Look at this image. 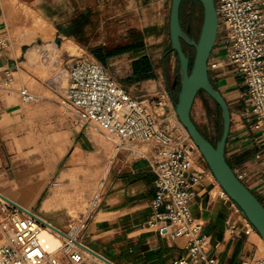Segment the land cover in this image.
Here are the masks:
<instances>
[{"label": "crops", "instance_id": "obj_1", "mask_svg": "<svg viewBox=\"0 0 264 264\" xmlns=\"http://www.w3.org/2000/svg\"><path fill=\"white\" fill-rule=\"evenodd\" d=\"M10 1L0 0V20L4 26H7ZM16 1L29 7L48 22L56 33L60 32L67 38L62 44L70 41L87 49L92 58L105 67L110 61L119 59L128 70L127 86L142 85L149 95H155L154 98L166 92L167 120L171 126H177L173 107L175 99L167 85L163 52L171 0H119L121 9H118L120 3H117L115 17L116 20L121 18V27L125 26L128 31L125 43L120 45L89 44L87 32L92 17L100 16L99 6L93 5L92 0H67L66 13L60 6V0H51V4L47 0ZM65 14L67 19L63 21L61 16ZM125 46L129 48L126 52L114 53L116 48ZM23 50L24 44L21 45L20 55L15 56L0 48V79H5L6 71L12 76L21 71L19 65L24 61L19 60L24 57ZM99 50L104 62L94 56V52ZM214 51L211 53L212 58L223 57L222 51ZM109 52L111 55L107 54ZM142 58H146L151 66V71L144 79L132 76L133 63ZM209 76L214 87L225 98L230 112L226 160L239 180L264 206L263 148L250 127L251 116L244 84L225 68L210 71ZM177 129L176 132L179 131ZM94 148L90 132L81 130L65 157L67 169L78 170L91 159L97 160L99 164V170H94L96 175L92 177L95 180L101 174L98 206L80 235L85 245L114 264H172L183 256L185 239L170 240L146 226L153 213L151 201L155 194V175L149 160L154 156V151L149 146L137 145L136 148L146 152L148 159L122 149L108 161L105 152L97 156L92 151ZM191 156L193 170L200 173V179L193 186L190 212L193 218L203 224V233L210 238L208 256L219 264H243L257 258L264 259V242L258 233L221 189L201 155L192 151ZM228 218L233 223V232L227 229ZM247 228H250L248 233L245 232Z\"/></svg>", "mask_w": 264, "mask_h": 264}, {"label": "built area", "instance_id": "obj_2", "mask_svg": "<svg viewBox=\"0 0 264 264\" xmlns=\"http://www.w3.org/2000/svg\"><path fill=\"white\" fill-rule=\"evenodd\" d=\"M213 2L218 19L213 50L224 55L221 59L210 55L208 70L225 68L241 79L250 110V127L264 156V0ZM2 26L0 20V48L5 50L9 41L2 34ZM46 57L43 54L42 58ZM71 61L65 70L67 85L61 105L76 124L81 128L96 126L110 140L114 154L128 149L147 158L137 145L149 146L154 151L149 160L155 175L153 213L146 226L164 238L185 239V254L172 264H219L208 256L210 238L190 212L193 186L200 179V173L193 170L191 154L198 151L181 124L176 121L177 126L173 127L167 120L168 94L164 92L155 99L133 97L91 56L80 55ZM12 81V74L6 71L5 82ZM17 94L25 104L37 99L24 87ZM98 202L99 194L92 207L96 209ZM226 226L234 231L230 218ZM84 227L82 222L78 230L71 228L65 232L30 209L10 200L0 201V264H114L85 245L80 237ZM44 232L59 239V244L51 247L42 237ZM243 264H264V259Z\"/></svg>", "mask_w": 264, "mask_h": 264}, {"label": "rangeland", "instance_id": "obj_3", "mask_svg": "<svg viewBox=\"0 0 264 264\" xmlns=\"http://www.w3.org/2000/svg\"><path fill=\"white\" fill-rule=\"evenodd\" d=\"M46 2L51 4V0ZM59 3L66 13L67 0H60ZM92 3L99 6L100 16L98 19L92 17L87 32L89 44H124L128 31L125 26L121 27V18L116 20L115 17L116 4L120 3L118 9H121V2L92 0ZM9 4L7 26L3 25L1 29L9 41L5 50L19 56L21 45L24 44V57L19 60L24 63L19 65L21 71L13 74L11 83L0 79V193L36 212L62 231L67 232L74 227L79 229L82 222L86 224L94 214L95 207L92 204L94 197L99 194L101 174L97 175L87 190L82 191L68 174L65 157L74 138L85 129L90 132L94 142V154L98 156L100 152H105L108 161L114 154L110 140L96 126L81 128L61 105V95L67 85L65 68L71 65L74 57L91 54L78 45L72 52L69 51L66 44L72 42L62 44L67 38L60 32L56 33L48 22L38 20V14L33 10L16 0H11ZM187 14H191L190 24L194 29H197L198 24L201 26L202 20L197 24L198 11L192 2L181 7L180 23L185 28L189 27ZM61 18L66 21L67 15ZM163 52L167 85L175 99L178 62L176 54L170 50L168 32L164 37ZM186 52L194 56L192 48H187ZM45 53L47 57L44 59L42 56ZM106 68L120 84L127 87L133 97L155 99V95H149L142 85L127 86L128 70L119 59L110 61ZM22 87L36 94L37 99L29 104L21 102L17 90ZM191 117L199 131L215 144L221 134L220 111L204 92L196 96ZM94 170H99V164L97 160L91 159L76 171L81 179V176ZM54 194L57 196V207L54 211H46L43 201Z\"/></svg>", "mask_w": 264, "mask_h": 264}, {"label": "water", "instance_id": "obj_4", "mask_svg": "<svg viewBox=\"0 0 264 264\" xmlns=\"http://www.w3.org/2000/svg\"><path fill=\"white\" fill-rule=\"evenodd\" d=\"M183 0H171L168 33L170 50L178 61L179 86L174 102L178 122L195 145L215 180L228 198L240 209L249 224L264 242V206L258 198L239 180L229 166L225 156V145L230 130V112L227 102L210 80L208 60L213 51L218 19L213 0H192L201 5L202 22L197 40L189 27L184 30L180 24V7ZM182 42L194 50L190 55L183 50ZM199 92L208 95L219 108L221 134L213 144L197 128L191 117V110Z\"/></svg>", "mask_w": 264, "mask_h": 264}, {"label": "trees", "instance_id": "obj_5", "mask_svg": "<svg viewBox=\"0 0 264 264\" xmlns=\"http://www.w3.org/2000/svg\"><path fill=\"white\" fill-rule=\"evenodd\" d=\"M189 2H192V4L194 5V7L197 8V11H198V19H197V24L200 23V21L202 20V9H201V5L196 2V1H192V0H183L182 3H181V7L184 5L186 6ZM181 7H180V11H181ZM188 18V23L187 25L190 27V32H191V35L195 38V40H197V36L199 35V31H200V25L198 24L197 26V29L194 27L191 26L190 24V18H191V14H187L186 16ZM181 24V23H180ZM182 28L184 30H186L185 27H183V25L181 24ZM182 46H183V50L186 51L187 48H189L185 43L182 42ZM129 48L128 47H118L115 49V54H121V53H124L128 50ZM193 51V49H192ZM107 54H110L111 53H107ZM94 56L101 62H104V57L102 56V54H100V50L99 51H96L94 52ZM177 58V57H176ZM193 60V54L190 56V62H192ZM178 62V61H177ZM151 71V66L149 64V62L147 61L146 58H142L136 62L133 63L132 65V76L133 77H136V78H140V79H144L148 76V73ZM211 80V79H210ZM176 81H177V86H179L178 84V76H176ZM212 82V81H211ZM214 86V85H213ZM178 89V87H177ZM175 101H176V98H175ZM219 109V108H218Z\"/></svg>", "mask_w": 264, "mask_h": 264}, {"label": "bare ground", "instance_id": "obj_6", "mask_svg": "<svg viewBox=\"0 0 264 264\" xmlns=\"http://www.w3.org/2000/svg\"><path fill=\"white\" fill-rule=\"evenodd\" d=\"M38 20H40L41 22L45 23V20L42 19V17H38ZM37 26V25H36ZM67 48L69 51H73V49H75V46H77L74 43H70V44H66ZM193 148H196L195 145L192 143ZM68 174L71 176V179L79 185L80 189L82 191L87 190V188H89L91 186V184H93V179L92 177L96 175V171L91 172L88 175H83V177L81 176V179H79V175L77 174V171L74 170L73 168L68 169ZM92 179V180H91ZM98 186H100V184L98 183ZM10 200L8 199L5 195H3L2 193H0V201H7ZM12 201V200H10ZM13 202V201H12ZM57 207V196L56 194H54L51 197H48L47 199H45L43 201V208L46 211H54V209ZM74 229L78 230V227H74ZM42 237L45 239V241L51 246V247H56L59 244V239L52 237L49 233L44 232L42 233Z\"/></svg>", "mask_w": 264, "mask_h": 264}]
</instances>
